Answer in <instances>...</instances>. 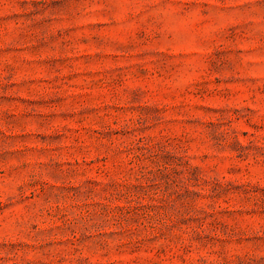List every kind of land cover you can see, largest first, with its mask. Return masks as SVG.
<instances>
[{"label": "rangeland", "instance_id": "rangeland-1", "mask_svg": "<svg viewBox=\"0 0 264 264\" xmlns=\"http://www.w3.org/2000/svg\"><path fill=\"white\" fill-rule=\"evenodd\" d=\"M0 264H264V0H0Z\"/></svg>", "mask_w": 264, "mask_h": 264}]
</instances>
